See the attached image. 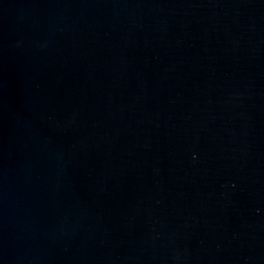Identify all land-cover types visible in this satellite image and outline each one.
Wrapping results in <instances>:
<instances>
[{
  "label": "water",
  "instance_id": "1",
  "mask_svg": "<svg viewBox=\"0 0 264 264\" xmlns=\"http://www.w3.org/2000/svg\"><path fill=\"white\" fill-rule=\"evenodd\" d=\"M0 264H264V0H0Z\"/></svg>",
  "mask_w": 264,
  "mask_h": 264
}]
</instances>
